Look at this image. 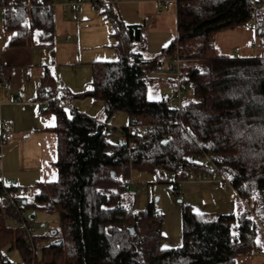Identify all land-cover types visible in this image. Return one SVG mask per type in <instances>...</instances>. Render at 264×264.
<instances>
[{
	"label": "trees",
	"instance_id": "obj_1",
	"mask_svg": "<svg viewBox=\"0 0 264 264\" xmlns=\"http://www.w3.org/2000/svg\"><path fill=\"white\" fill-rule=\"evenodd\" d=\"M21 1L33 5L3 19L12 34L8 45H52L56 0ZM177 1L176 37L160 52L146 54L144 24H127L116 3L100 0L118 58L93 62L91 88L76 96L101 100L105 120L78 110L54 111L49 129L57 135L58 178L36 182L33 196L23 197L29 220L33 211H57L61 228L35 234V247L49 241L39 258L0 200V262L16 249L24 264H238L240 257L264 250V55L229 56L213 45L216 33L241 25L254 26L264 44V0ZM166 62L177 73L173 87L192 90L180 108L169 104L177 100L175 93L171 99L147 97L149 75ZM41 86L57 94L48 71ZM118 112L153 128L120 143L99 123ZM205 154L214 157L245 206L210 215L183 204V243L163 248V213L153 202L145 209L134 200L126 205L131 172L156 173L161 166L167 174L179 168L184 175L212 173L203 165ZM167 183L178 194L180 183Z\"/></svg>",
	"mask_w": 264,
	"mask_h": 264
},
{
	"label": "crops",
	"instance_id": "obj_2",
	"mask_svg": "<svg viewBox=\"0 0 264 264\" xmlns=\"http://www.w3.org/2000/svg\"><path fill=\"white\" fill-rule=\"evenodd\" d=\"M67 1L56 0L53 4L52 45L38 41L27 46L8 45L12 34L4 28L3 20L0 23V126L6 123L14 130L13 139L4 148L1 147L0 176L3 175L6 180H15L18 186L27 189L38 181L56 180L58 173L54 164L57 158V135L49 129L55 124L56 115L46 112L41 117L36 103L40 97L38 88L46 71L56 79L57 94H71L75 88L66 86L60 74L62 67L59 65L65 62V57L76 59L78 63L88 62L92 70L93 62L114 61L118 56L115 47H108V44L113 46L115 41L111 37L113 27L102 12L103 7L82 3L72 9ZM162 1L118 0L115 5L127 24H144L146 54L160 52L177 35V8L173 5L164 6ZM258 38L252 46L247 32L236 35L240 46L239 51L235 49L237 55L228 53L221 43L219 53L235 57L264 55V44ZM165 66L168 71L175 73L167 62L162 67ZM6 81L11 83V90L7 89ZM89 82L86 90L91 88L92 73ZM18 97L22 101H18ZM93 118L105 120L104 113L102 117ZM9 263L8 259L0 262Z\"/></svg>",
	"mask_w": 264,
	"mask_h": 264
},
{
	"label": "rangeland",
	"instance_id": "obj_3",
	"mask_svg": "<svg viewBox=\"0 0 264 264\" xmlns=\"http://www.w3.org/2000/svg\"><path fill=\"white\" fill-rule=\"evenodd\" d=\"M2 20L3 18H0V23H2ZM245 32L248 33L249 42L253 46V42L258 38L255 27L251 25H241L233 29H225L216 33L213 42L215 51L217 53L221 51L219 48V43H221L227 48L228 53L237 55L235 49L239 51L240 46L237 44L236 35L240 36V34ZM252 32H254L253 37ZM222 36L226 37L221 38ZM237 38L240 40L239 37ZM108 47L109 49H113L114 46L108 44ZM68 57H65V62L63 61L61 64L58 63L60 64L59 66L62 67L60 72L62 82L66 84V86L71 85L75 88V90L73 89L72 93L69 94L74 95V100H76L77 103H75V106L78 107L79 111L87 115L102 117L103 102L101 100L96 101L91 96H76L84 92L89 85L88 83H90L89 81H91V65L88 62L78 63L76 59L71 60ZM149 77L150 82L147 86V97L150 100H159L163 98L171 99L176 97L174 96L176 88L173 87V81H171V79L177 78L176 72L173 73L172 71H168L167 66H165L159 69L157 73H151ZM191 95L192 90L184 88L181 98L185 100ZM47 113L54 114V112L50 111ZM40 116L42 117V115ZM128 119L126 112H118L108 121L111 126L122 127L127 125L129 122ZM1 146L4 148L5 144ZM130 181L131 187L128 188L125 193L127 200L126 205H132L134 200L136 208L145 209L149 202H153L155 208L164 215L162 224V233L164 237L161 241V247L163 248H165V246H167L166 248L177 247L183 243V204L190 205L191 209L195 212H207L210 215L237 213L245 206V202L239 197L231 185L222 186L220 184V176L218 174H215L209 180L183 181L179 184V188L176 191L178 194L172 191V184L159 179L157 173L134 169L131 172ZM25 194L28 197H32L34 194L33 187H29ZM32 222L35 226L34 230L36 235L45 234L47 232L51 233L53 230H60L61 228L60 214L57 211L48 212L45 210H37ZM48 242V240H41L38 248L35 247L39 258L42 257L43 246L48 244ZM7 259L10 260L9 264H24L20 252L16 249L8 252ZM238 264H264V250L258 251L247 258L240 257L238 259Z\"/></svg>",
	"mask_w": 264,
	"mask_h": 264
},
{
	"label": "built area",
	"instance_id": "obj_4",
	"mask_svg": "<svg viewBox=\"0 0 264 264\" xmlns=\"http://www.w3.org/2000/svg\"><path fill=\"white\" fill-rule=\"evenodd\" d=\"M109 4H115L118 0H104ZM82 3H90L95 7H100V0H68L67 5H69L72 9L77 7ZM164 6L173 5L177 8L178 1L177 0H164L161 2ZM33 3L31 2H23L21 0H0V18L11 17L13 18L16 14V10L19 7H31ZM75 12V11H74ZM179 61V60H178ZM177 71L178 67L176 68ZM6 80V79H5ZM6 87L8 90L12 89V85L10 82L6 81ZM38 92L40 97L36 100V103L39 105L38 113L40 115H44L46 112H54L55 110H66L69 112H76L78 109L74 104V96L73 95H59L55 92H48L45 90L43 86H39ZM183 88L180 83H178L177 90L175 91V95L177 96V100H170L169 104L172 106H178L180 108V99L182 96ZM18 101H22L21 97H18ZM102 124V131L113 133L112 137L116 141L120 143H124L128 141V137L132 134H136L138 137H143L144 134L153 128V125L146 124L141 122L139 119L131 120L127 125L122 127L111 126L106 121H99ZM14 137V130L11 125L2 123L0 126V144L4 145L8 141L12 140ZM130 146L135 147L136 144L134 141L130 142ZM203 165L211 166L212 173L208 171H195L190 170L187 174L184 175V172L181 168H179L175 173L167 174L166 171L158 166L156 168V173L159 179L165 182H178L181 183L183 181H202L209 180L215 174L220 176V184L222 186L231 185L228 177L220 170V168L214 162V157L205 154L203 159ZM232 186V185H231ZM27 192V188L18 186L15 180H6L4 176H0V200L3 201L6 206L9 207L11 211L10 220L17 226H20L23 229L24 236L27 239V242L30 246L35 249V230L34 223L32 220H29L28 214L25 208V198L24 194ZM30 264V263H25Z\"/></svg>",
	"mask_w": 264,
	"mask_h": 264
},
{
	"label": "water",
	"instance_id": "obj_5",
	"mask_svg": "<svg viewBox=\"0 0 264 264\" xmlns=\"http://www.w3.org/2000/svg\"><path fill=\"white\" fill-rule=\"evenodd\" d=\"M35 215H36V213L33 211L31 214H30V219H34V217H35ZM131 232H134V229L133 228H131V230H130Z\"/></svg>",
	"mask_w": 264,
	"mask_h": 264
},
{
	"label": "snow or ice",
	"instance_id": "obj_6",
	"mask_svg": "<svg viewBox=\"0 0 264 264\" xmlns=\"http://www.w3.org/2000/svg\"><path fill=\"white\" fill-rule=\"evenodd\" d=\"M258 243H259V241H258ZM167 246H165V248H166Z\"/></svg>",
	"mask_w": 264,
	"mask_h": 264
}]
</instances>
